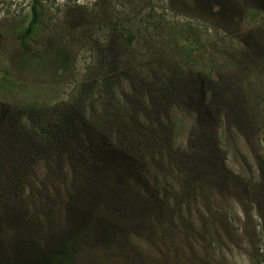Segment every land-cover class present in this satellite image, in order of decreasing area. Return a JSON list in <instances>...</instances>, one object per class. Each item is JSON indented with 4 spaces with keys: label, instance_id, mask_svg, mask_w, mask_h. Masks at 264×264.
Masks as SVG:
<instances>
[{
    "label": "rangeland",
    "instance_id": "1",
    "mask_svg": "<svg viewBox=\"0 0 264 264\" xmlns=\"http://www.w3.org/2000/svg\"><path fill=\"white\" fill-rule=\"evenodd\" d=\"M0 264H264V0H0Z\"/></svg>",
    "mask_w": 264,
    "mask_h": 264
},
{
    "label": "trees",
    "instance_id": "2",
    "mask_svg": "<svg viewBox=\"0 0 264 264\" xmlns=\"http://www.w3.org/2000/svg\"><path fill=\"white\" fill-rule=\"evenodd\" d=\"M32 11H33V18H32V20H31V22H30V24H29V26H28V28H27V30L25 31V33H24V35H23V38L24 39H27V38H29L30 36H31V34L33 33V31H34V29H35V27H36V25H37V23L39 22V11H38V9H37V4L35 3L34 5H33V7H32ZM26 50H28L29 49V47H26L25 48ZM35 52V51H34ZM34 52H30V53H26V55L28 56V57H30L31 55H33L34 54ZM46 52V56H53L52 54H53V52H52V50H48V51H44V52H35V54H43V53H45ZM30 55V56H29ZM54 58V57H53ZM59 59V60H58ZM57 60L54 58V65L52 66V71H51V76L50 77H52V79H57L56 78V76H55V72H56V70H55V68L57 67H59V68H61V70H64V68H65V70H67V68L68 67H63L64 65H63V63H62V61H61V59L60 58H58ZM56 68V69H57ZM48 71H46V73H47ZM43 74V75H47V74Z\"/></svg>",
    "mask_w": 264,
    "mask_h": 264
}]
</instances>
